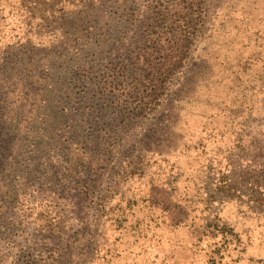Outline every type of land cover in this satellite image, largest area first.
Masks as SVG:
<instances>
[{
  "label": "rangeland",
  "instance_id": "obj_1",
  "mask_svg": "<svg viewBox=\"0 0 264 264\" xmlns=\"http://www.w3.org/2000/svg\"><path fill=\"white\" fill-rule=\"evenodd\" d=\"M113 1L111 39L93 46L82 93L45 128L67 130L79 108L98 145H62L44 131L32 138L41 143V188L22 214L5 215L0 264H264V24L250 23L231 44L245 21L236 13L223 33L204 35L158 106L139 113L143 86L130 61L143 47L151 0ZM225 2H215L216 30ZM31 11L0 16V49L21 52L16 42L32 29L25 22L42 15Z\"/></svg>",
  "mask_w": 264,
  "mask_h": 264
},
{
  "label": "trees",
  "instance_id": "obj_2",
  "mask_svg": "<svg viewBox=\"0 0 264 264\" xmlns=\"http://www.w3.org/2000/svg\"><path fill=\"white\" fill-rule=\"evenodd\" d=\"M216 1H150V16L143 47L133 54L130 61L131 69L137 71L134 77L143 86L141 96L137 97L139 113H152L158 106L162 96L169 91L174 77L185 68L197 41L204 35L223 33L227 25L234 22L232 18L236 13H240L245 21H239L244 25L241 26L242 32L230 41L231 44L238 38V44L245 40L244 33L248 32L250 23L264 24V0H234V3L228 0L224 3L226 14L220 15L222 19L216 30L214 24L221 9L215 6ZM114 2L116 3L113 0H0V16L8 14V10L26 15L32 12L31 9L42 11L39 20L25 22L32 29L35 27V30H26L19 43L16 42L20 53L6 51L12 48L9 45L5 47V51L0 49V231L4 229L2 221L5 215H13L14 212L22 214V209L35 201L33 194L40 191L41 187L35 188V184L40 177L36 172L40 174L41 170L37 169L38 165L34 168L39 162L36 157L39 156L34 154L35 151L39 152L41 143L32 142V138L38 132L49 134L45 130L49 121L51 120V124L54 120L61 123L66 115V108L69 109V106L65 101L68 96L72 94L78 97L82 93V85H79L84 78L89 77H85L88 73L83 71L95 65L91 59L96 52V47L93 46L111 39V11L114 10ZM258 33L257 31L255 35ZM23 39L25 42H20ZM33 40L40 42L35 43ZM56 60L59 62L56 63ZM67 74L70 77L66 84L64 80ZM70 82L73 83L71 87ZM73 89H76L75 93ZM69 102L70 100L68 105ZM170 104L171 102L167 106ZM105 106L107 108L108 104ZM83 114L79 108H74L70 119L67 115L71 123L67 130L58 123L54 128H49L48 137L52 142L57 143L59 140L62 145L79 149L84 142H96L98 145L95 130L83 128ZM141 131L143 133L145 129ZM44 132L39 135L40 139L46 138ZM105 135L107 132L103 134V138L108 140L116 134L110 131L108 136ZM103 138L101 141L105 142ZM130 153L125 154L123 159L131 158L133 154ZM156 154L164 156L161 151ZM136 166L137 164L132 169L136 170ZM30 197L32 202L29 201ZM220 227L215 226L213 229L219 231L218 234L229 233L223 226L221 229ZM23 261L17 260V264L29 262Z\"/></svg>",
  "mask_w": 264,
  "mask_h": 264
}]
</instances>
